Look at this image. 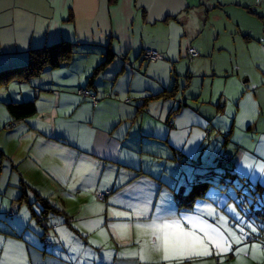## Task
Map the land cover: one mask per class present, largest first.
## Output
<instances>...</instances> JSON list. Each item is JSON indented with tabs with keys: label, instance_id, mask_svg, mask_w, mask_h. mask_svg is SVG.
<instances>
[{
	"label": "crops",
	"instance_id": "crops-1",
	"mask_svg": "<svg viewBox=\"0 0 264 264\" xmlns=\"http://www.w3.org/2000/svg\"><path fill=\"white\" fill-rule=\"evenodd\" d=\"M61 41L68 64L0 89V264H264V0H0V70Z\"/></svg>",
	"mask_w": 264,
	"mask_h": 264
},
{
	"label": "trees",
	"instance_id": "trees-1",
	"mask_svg": "<svg viewBox=\"0 0 264 264\" xmlns=\"http://www.w3.org/2000/svg\"><path fill=\"white\" fill-rule=\"evenodd\" d=\"M105 49L107 50L104 61L96 69H94V71L88 78V84H90L89 86L90 88H91V84H93L98 74L105 67V64L110 61V58H113V54L110 52L109 47L107 46ZM74 54H75V46L66 41H61L59 43H55L50 46L46 45L37 49H32L28 52V60L25 64L0 70V89L8 87V85L12 82H18V83L30 82L31 80L38 78L46 68L55 69V68H59L64 64H68L72 60ZM141 58L144 60L143 55H141ZM129 66L132 67V64L129 63ZM90 88L82 89V90H87V92L89 93L88 97L82 99L88 100L92 104V106H95L100 100L98 99V102L95 105L93 104L91 98H97V96ZM79 90H77L76 92L78 97H79L78 95ZM171 95L172 94L168 92V94L158 95L154 98L160 99ZM105 98H107V96ZM6 110L11 117L17 120L30 117L36 112L35 103L33 101L24 102V103L10 102L6 105ZM9 126L10 124L7 125L6 128H8ZM218 156H216L215 159H217ZM211 171L212 173H216L214 170ZM207 185L208 183L206 181H197L191 186V188L186 193H183V196L181 194L182 197L180 196L179 201L187 197L194 198L196 196L203 195L205 189L207 188ZM33 194L36 200H40V202L42 203L44 213L49 210H55L45 200L41 199V197L38 196L35 192H33ZM24 196H26L25 191H24ZM20 199L23 200V196ZM25 204L29 206L31 211V204L28 201L27 202L25 201ZM258 214L260 215L261 218H264V208L261 209L260 212H258ZM33 217L36 216L33 215ZM40 219H45V217L41 216Z\"/></svg>",
	"mask_w": 264,
	"mask_h": 264
},
{
	"label": "built area",
	"instance_id": "built-area-1",
	"mask_svg": "<svg viewBox=\"0 0 264 264\" xmlns=\"http://www.w3.org/2000/svg\"><path fill=\"white\" fill-rule=\"evenodd\" d=\"M187 53L191 57H196L198 55V52L193 48H189L187 50ZM142 55L144 57V60H146L148 62H154L156 60L161 59V56L156 51L146 50V51H144V53ZM78 95L82 98H85V97L89 96V93L87 92V90L80 89L78 91ZM91 100H92L94 105L98 102L97 98H91ZM216 160L220 164H226V163H229L231 161V156L228 154H222V155L218 156ZM95 193H96V200L99 202H103V201H105L106 197H108V195L111 194V191L110 190L96 191Z\"/></svg>",
	"mask_w": 264,
	"mask_h": 264
},
{
	"label": "rangeland",
	"instance_id": "rangeland-1",
	"mask_svg": "<svg viewBox=\"0 0 264 264\" xmlns=\"http://www.w3.org/2000/svg\"><path fill=\"white\" fill-rule=\"evenodd\" d=\"M237 45H238V43H237ZM229 51V50H228ZM217 54H218V56H217ZM216 54V56H213V60H218L217 62L218 63H220L223 59H225V54H222V55H219V53H217ZM227 54H230V51L227 53ZM233 55V54H232ZM230 58H231V56H230ZM233 59H234V62L238 59V58H236L235 56H233ZM120 60H121V62L122 63H124V61H123V58H120ZM157 62H158V60H156ZM156 61H154V62H156ZM230 66H231V64H229ZM97 100H98V98H97ZM5 111V108H2V107H0V116L2 115V113ZM0 140H1V136H0ZM1 142V141H0ZM220 155H222V154H220ZM213 164H214V171L216 172V174H214V176L213 177H211L212 178V181H218V179L220 178V176H221V173H226V172H228V170H229V166L228 165H222V164H219L217 161H216V159L213 161ZM217 169V170H216ZM231 178H229L228 176H226V183L228 184V183H231L229 180H230ZM93 196H94V198H96V193H93ZM256 197L258 198V200H259V202L256 204L258 207H259V209L261 210V208H262V206H263V204H264V198L263 197H261L260 196V194L259 193H257L256 194ZM37 206V205H36ZM249 210H250V208H249ZM36 211L38 212V209H36ZM251 212H253L254 210H250ZM263 220H264V218H262V222H263ZM261 224V223H260ZM261 226H263L262 228H263V230H264V225L262 224ZM164 248H165V246H164ZM164 252H168V250H166V248H165V251Z\"/></svg>",
	"mask_w": 264,
	"mask_h": 264
},
{
	"label": "snow or ice",
	"instance_id": "snow-or-ice-1",
	"mask_svg": "<svg viewBox=\"0 0 264 264\" xmlns=\"http://www.w3.org/2000/svg\"><path fill=\"white\" fill-rule=\"evenodd\" d=\"M164 227L167 228V227H170V226L165 225ZM183 236L188 237V236H191V234H190V233H183ZM167 243H168V241H167V239H166V240H165L166 250H167ZM176 243H177V245H179V246H183L184 241L178 239ZM201 243H202V242H201ZM197 254H205V253H203V252H199V253H197Z\"/></svg>",
	"mask_w": 264,
	"mask_h": 264
}]
</instances>
